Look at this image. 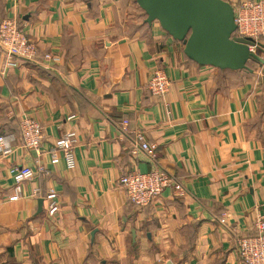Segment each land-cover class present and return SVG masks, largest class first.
Returning <instances> with one entry per match:
<instances>
[{
	"label": "crops",
	"instance_id": "obj_1",
	"mask_svg": "<svg viewBox=\"0 0 264 264\" xmlns=\"http://www.w3.org/2000/svg\"><path fill=\"white\" fill-rule=\"evenodd\" d=\"M6 17L38 51L9 64L0 44V131L19 133L29 115L46 138L42 154L18 139L15 155L0 158V264H245L236 237L255 233L264 207V64L190 60L137 0H0ZM156 69L171 80L164 96L148 88ZM140 130L158 144L153 162L141 149L131 154ZM67 132L77 138L73 170L50 157ZM38 164L50 174L10 199L12 168ZM154 166L182 194L166 189L147 207L133 205L121 175ZM50 187L60 195L54 217Z\"/></svg>",
	"mask_w": 264,
	"mask_h": 264
},
{
	"label": "built area",
	"instance_id": "obj_2",
	"mask_svg": "<svg viewBox=\"0 0 264 264\" xmlns=\"http://www.w3.org/2000/svg\"><path fill=\"white\" fill-rule=\"evenodd\" d=\"M235 8V22L237 29L236 36L250 37L255 41H260L264 35V0H244ZM0 44L7 55L9 64H15L17 59H33L38 51L37 44L29 37L28 33L21 26L15 17H6L0 20ZM255 50V47L251 48ZM47 58L55 61L51 54ZM171 85L170 78L159 69L153 71L148 82L149 90L160 96H164L169 91ZM126 129L129 119H123ZM136 145L131 149V154L136 157L139 150L144 151L153 162L158 156V144L146 139L143 131H135ZM19 137V138H18ZM46 138L44 128L34 118L25 115L20 120L19 133H0V158L13 157L16 153V140H20L22 145L28 149H34L38 154H42V144ZM77 142L75 133L67 132L60 136L50 151L52 163H58L61 159L69 170H73L76 165L74 147ZM15 185L14 193L10 199H18L22 195V183L32 179L37 173L49 175L50 170L44 165H39L35 169L31 166L17 165L12 168ZM120 184L124 188L130 203L138 207H147L153 204L164 190L170 189L178 194H182L183 185L173 175L154 166L150 170L142 171L132 168L120 177ZM44 199L46 200V212L49 217L56 216L61 209L60 195L56 188H48ZM255 233L239 235L236 237L237 252L245 264H264V207L262 214L254 223Z\"/></svg>",
	"mask_w": 264,
	"mask_h": 264
},
{
	"label": "water",
	"instance_id": "obj_3",
	"mask_svg": "<svg viewBox=\"0 0 264 264\" xmlns=\"http://www.w3.org/2000/svg\"><path fill=\"white\" fill-rule=\"evenodd\" d=\"M137 3L146 12L147 22L159 21L173 38L183 43L187 57L199 64L250 71H253L248 65L250 61L264 64L259 53L264 52L262 43L235 35V8L229 0H137ZM40 202L43 204V198Z\"/></svg>",
	"mask_w": 264,
	"mask_h": 264
},
{
	"label": "trees",
	"instance_id": "obj_4",
	"mask_svg": "<svg viewBox=\"0 0 264 264\" xmlns=\"http://www.w3.org/2000/svg\"><path fill=\"white\" fill-rule=\"evenodd\" d=\"M189 58V57H188ZM190 59V58H189ZM190 60H192V59H190ZM193 61V60H192ZM248 65L250 66V68L252 69V70H254V68H256V67H258V65H261L260 64V62H258V61H255V60H252V61H250L249 63H248ZM1 133H6V132H4V131H0ZM16 134H18V133H16Z\"/></svg>",
	"mask_w": 264,
	"mask_h": 264
}]
</instances>
